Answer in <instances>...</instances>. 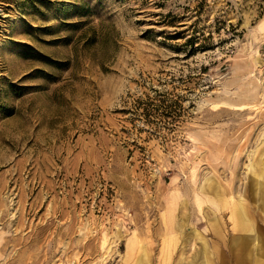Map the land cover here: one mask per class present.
Listing matches in <instances>:
<instances>
[{"label": "rangeland", "instance_id": "rangeland-1", "mask_svg": "<svg viewBox=\"0 0 264 264\" xmlns=\"http://www.w3.org/2000/svg\"><path fill=\"white\" fill-rule=\"evenodd\" d=\"M263 170L264 0H0V264H264Z\"/></svg>", "mask_w": 264, "mask_h": 264}, {"label": "bare ground", "instance_id": "bare-ground-1", "mask_svg": "<svg viewBox=\"0 0 264 264\" xmlns=\"http://www.w3.org/2000/svg\"><path fill=\"white\" fill-rule=\"evenodd\" d=\"M263 176H264V170H263ZM264 180V179H263ZM263 192H264V182H263V184H261V193H262V195H263ZM207 195V194H206ZM208 195L209 196H207V197H211L212 198V196H210V193H208ZM217 195V194H216ZM215 195V196H216ZM264 196V195H263ZM219 210V209H218ZM249 212V211H248ZM248 212H247V210L245 209L244 210V206H238L237 207V212H236V210H235V213L237 214V216L236 217H238L239 216V218H240V222H241V224L243 225V226H246V224H247V217H248ZM188 222V221H187ZM187 226V225H186ZM247 227H248V225H247ZM169 228V227H168ZM168 230V229H167ZM173 230H180L179 231V233H177V234H179V238L182 240V239H185V238H187V240H189L192 236L193 237H196L195 235H197V232L194 230V229H191L189 232H186V230H185V228L183 227V226H179V227H175L174 228V226H173V228L171 227L170 228V231H173ZM169 231V232H170ZM168 232V231H167ZM171 233V232H170ZM177 234H173V235H171L170 236V241H169V244L171 245V244H175L177 241H176V239H179V238H177L176 236H178ZM200 236V235H199ZM189 242V241H188ZM234 242V241H233ZM237 243H239L240 244V248H239V250L237 251V254H235V257H236V259H237V262H238V264H246V260H247V258H249L246 254H244L245 253V250H246V248H242V246H246V241H241V240H237L236 241ZM233 245H235L234 243H233ZM232 245V246H233ZM237 245V244H236ZM231 248V247H230ZM242 250H244L243 252H242ZM232 250L230 249V252H231ZM199 256L200 255H195L194 256V258L193 259H198L199 258ZM224 256V255H223ZM222 256V257H223ZM224 258V257H223ZM260 264H262V263H260Z\"/></svg>", "mask_w": 264, "mask_h": 264}]
</instances>
